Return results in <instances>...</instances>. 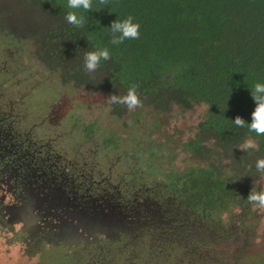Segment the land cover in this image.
Wrapping results in <instances>:
<instances>
[{
	"label": "trees",
	"instance_id": "1",
	"mask_svg": "<svg viewBox=\"0 0 264 264\" xmlns=\"http://www.w3.org/2000/svg\"><path fill=\"white\" fill-rule=\"evenodd\" d=\"M67 0H0V30L28 40L37 59L64 83L107 98L124 96L138 85L142 106L169 112L203 104L194 137L183 143L200 162L174 173L172 188L196 210L216 218L233 207L249 216L247 196L264 173V135L234 124L251 123L255 103L250 89L264 83V0H93L82 27L65 17ZM133 17L139 39L112 45L113 21ZM107 47L110 59L94 72L84 67L86 51ZM110 104L119 116L126 105ZM233 120V121H232ZM252 138L258 149L240 150Z\"/></svg>",
	"mask_w": 264,
	"mask_h": 264
},
{
	"label": "flooded vegetation",
	"instance_id": "2",
	"mask_svg": "<svg viewBox=\"0 0 264 264\" xmlns=\"http://www.w3.org/2000/svg\"><path fill=\"white\" fill-rule=\"evenodd\" d=\"M13 107L0 97V264H237L234 231L206 224L198 205L68 160ZM103 212L120 218L109 235L93 220Z\"/></svg>",
	"mask_w": 264,
	"mask_h": 264
},
{
	"label": "rangeland",
	"instance_id": "3",
	"mask_svg": "<svg viewBox=\"0 0 264 264\" xmlns=\"http://www.w3.org/2000/svg\"><path fill=\"white\" fill-rule=\"evenodd\" d=\"M0 97L11 100L19 121L33 126L35 135L49 140L68 160L85 163L121 188L141 185L181 203L182 197L171 186L174 173L200 164L183 143L194 137L205 113L203 104L184 111L173 106L167 113L142 106L119 116L112 113L105 96L64 83L45 68L30 41L14 39L1 30ZM255 184L264 189V174ZM232 209L219 219L208 210H198L196 215L210 226L219 225L220 234L232 238L234 231L237 240L228 250L241 246L237 264H264V209L252 205L250 215L238 219L240 224L232 221L242 208ZM230 223L237 227L231 229ZM190 261L184 259L186 264ZM169 262L170 258L164 264Z\"/></svg>",
	"mask_w": 264,
	"mask_h": 264
},
{
	"label": "clouds",
	"instance_id": "4",
	"mask_svg": "<svg viewBox=\"0 0 264 264\" xmlns=\"http://www.w3.org/2000/svg\"><path fill=\"white\" fill-rule=\"evenodd\" d=\"M100 5H105L108 0H98ZM68 12L66 14V21L75 26L82 27L86 18L81 14L83 12H92L93 0H67ZM111 30L112 45H120L126 39H139L140 25L133 22V17L128 16L126 19H116L108 27ZM110 59V52L107 47H98L95 51H86L84 55V67L88 72H94L100 66L101 61ZM138 85L133 83L127 94L118 96L116 94L109 95V102L111 104L126 105L129 111L142 107V102L137 94ZM250 89L251 98L255 103V108L251 113V123H247L245 119L236 116L234 124L236 127H247L249 132L255 133L257 136L264 135V83L256 82ZM242 151L249 149H258V144L252 138H248L239 148ZM257 171L264 173V159H259L256 162ZM249 204L254 208L264 209V189L256 191L253 187L247 196Z\"/></svg>",
	"mask_w": 264,
	"mask_h": 264
},
{
	"label": "water",
	"instance_id": "5",
	"mask_svg": "<svg viewBox=\"0 0 264 264\" xmlns=\"http://www.w3.org/2000/svg\"><path fill=\"white\" fill-rule=\"evenodd\" d=\"M93 220L94 223H96V227H103V231L109 235L110 232L116 231L118 229L116 223L120 220V218L113 212H103L102 217H97Z\"/></svg>",
	"mask_w": 264,
	"mask_h": 264
}]
</instances>
